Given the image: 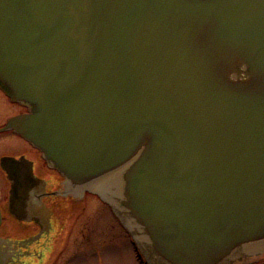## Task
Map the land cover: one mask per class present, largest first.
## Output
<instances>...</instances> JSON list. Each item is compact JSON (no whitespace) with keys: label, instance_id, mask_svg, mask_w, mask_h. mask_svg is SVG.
I'll return each instance as SVG.
<instances>
[{"label":"water","instance_id":"95a60500","mask_svg":"<svg viewBox=\"0 0 264 264\" xmlns=\"http://www.w3.org/2000/svg\"><path fill=\"white\" fill-rule=\"evenodd\" d=\"M0 90L148 264L264 254V0H0Z\"/></svg>","mask_w":264,"mask_h":264},{"label":"flooded vegetation","instance_id":"af4514ba","mask_svg":"<svg viewBox=\"0 0 264 264\" xmlns=\"http://www.w3.org/2000/svg\"><path fill=\"white\" fill-rule=\"evenodd\" d=\"M0 102L21 108L6 115L0 127L10 116L27 111L11 103L1 91ZM3 156L19 159L16 169L24 176L21 185L25 195L19 198L13 194V181L0 166V264H22L23 258L54 264L66 248L69 232L77 227L87 207L85 196L90 193L65 192L64 177L47 163L38 148L13 129L0 130V158ZM27 170L32 172L30 176ZM239 264H264V254Z\"/></svg>","mask_w":264,"mask_h":264},{"label":"rangeland","instance_id":"374dc122","mask_svg":"<svg viewBox=\"0 0 264 264\" xmlns=\"http://www.w3.org/2000/svg\"><path fill=\"white\" fill-rule=\"evenodd\" d=\"M18 110L21 108L16 105L3 106L0 102V124L6 115ZM88 193L90 195L85 196L84 200L87 207L79 218L77 227L69 232L64 243L66 248H62L63 253L58 255L54 264H142L138 257L141 251L128 229L106 202L98 195ZM101 202L107 206L99 207ZM83 224L87 227L83 228ZM141 259L142 262L145 260L142 254ZM39 261L42 262L23 258L22 264H40Z\"/></svg>","mask_w":264,"mask_h":264}]
</instances>
